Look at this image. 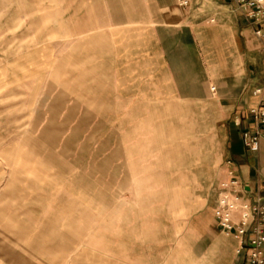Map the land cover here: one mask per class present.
<instances>
[{
    "label": "crops",
    "instance_id": "0c3cea01",
    "mask_svg": "<svg viewBox=\"0 0 264 264\" xmlns=\"http://www.w3.org/2000/svg\"><path fill=\"white\" fill-rule=\"evenodd\" d=\"M53 44V106L116 119L113 157L53 173V262L244 264L215 209L230 179L264 198V139L243 142L264 20L234 0H53Z\"/></svg>",
    "mask_w": 264,
    "mask_h": 264
},
{
    "label": "rangeland",
    "instance_id": "374dc122",
    "mask_svg": "<svg viewBox=\"0 0 264 264\" xmlns=\"http://www.w3.org/2000/svg\"><path fill=\"white\" fill-rule=\"evenodd\" d=\"M53 46V0H0V264H63L53 262V173L115 152V118L53 106Z\"/></svg>",
    "mask_w": 264,
    "mask_h": 264
},
{
    "label": "built area",
    "instance_id": "2783aa9c",
    "mask_svg": "<svg viewBox=\"0 0 264 264\" xmlns=\"http://www.w3.org/2000/svg\"><path fill=\"white\" fill-rule=\"evenodd\" d=\"M177 2L180 7L189 5V0ZM234 3L247 21L264 20V0H234ZM256 35L263 37L262 29L257 30ZM253 95L260 104L249 110L256 130L243 133V142L248 149H255L264 139V86L256 89ZM244 192V187L235 179L220 184L215 209L217 224L223 232L239 239L237 254L244 256V264H264V198L257 195L255 201L249 203L242 197Z\"/></svg>",
    "mask_w": 264,
    "mask_h": 264
}]
</instances>
